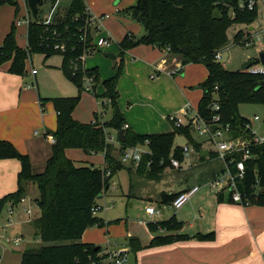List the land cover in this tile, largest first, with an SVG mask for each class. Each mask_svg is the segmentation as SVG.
I'll use <instances>...</instances> for the list:
<instances>
[{"label": "trees", "instance_id": "trees-1", "mask_svg": "<svg viewBox=\"0 0 264 264\" xmlns=\"http://www.w3.org/2000/svg\"><path fill=\"white\" fill-rule=\"evenodd\" d=\"M0 3L15 5L12 0H0ZM40 5V4H39ZM33 20L27 26L26 46L19 48L15 42V25L5 35L0 46V65L10 62V74L24 76L25 62L32 54H43L46 58L59 54L63 58L61 69L65 76L77 88L73 97L39 98L42 106L50 101L56 110V127L49 131L54 143L51 145L50 156L40 173H33L27 155L18 152L8 141L0 140V159H16L20 163L17 174V189L0 198V215L6 205L17 206L27 195L26 184L31 182L38 191L35 205L39 215L32 221L34 237L43 243L39 248H29L22 252L19 264H98L105 257L100 248L95 250L92 244L80 243L83 232L92 227L104 226V220L93 214L98 197L102 195L111 176L122 167L112 155L114 149L107 143L106 129L117 132L125 130L121 149L142 145L149 142L151 154L143 155L136 167L135 174L149 180H159L163 172L162 164L169 163L170 151L172 157L183 160L180 147L173 148L176 134L184 135L186 140L200 152V144L193 140L188 126L175 128L172 132L138 135L129 127L124 128L125 121L121 114L117 99L118 78L123 68V54L139 45L156 47L161 51L177 55L181 65L202 64L207 70L206 79L196 88L202 91V97L197 105L201 117L208 119L212 112L210 104L217 99L220 123L228 127L230 138L252 139L250 123L238 113L240 104L264 105V74H249L245 71L226 70L214 56L228 45L227 30L234 24L250 25L256 18V11L239 8L237 0H137L123 15L137 22L143 33L136 37L128 33L117 43L118 61L114 65L115 73L103 81L102 97L109 101L111 118L99 123L83 124L72 118L82 87V78L93 77L92 88L99 83L98 72L95 68H81L79 57L92 50V36L86 30L85 42L80 41L83 34V23L86 19L85 7L82 0H71L67 10L62 14H54L52 25L46 27L42 18ZM28 13H30L28 11ZM55 34V35H54ZM243 35L238 31L233 37V43H240ZM57 39L66 45V51L60 53L51 49V43ZM257 62V59L254 60ZM77 64V69L72 68ZM95 84V85H94ZM96 117V116H95ZM81 149L87 154L103 153L106 168H95L66 158V149ZM250 152L253 160L245 162L243 178L237 181V191L242 200H247L249 206L264 207V143L253 145ZM209 158L215 154L208 153ZM239 158L236 157V159ZM206 157H200L204 161ZM148 162H151L149 165ZM232 173L234 165L229 166ZM109 170V177L105 171ZM227 194L226 201L232 203L230 193L222 190L218 193V201ZM178 194H163L164 203L172 202ZM108 224V223H107ZM148 230L155 232L158 228L165 231H175L181 228L174 216L160 222L147 224ZM211 236V235H210ZM197 236L201 239L212 237ZM186 239L185 235L154 237L148 247L171 244ZM130 251L140 248L135 238L127 239Z\"/></svg>", "mask_w": 264, "mask_h": 264}, {"label": "rangeland", "instance_id": "rangeland-1", "mask_svg": "<svg viewBox=\"0 0 264 264\" xmlns=\"http://www.w3.org/2000/svg\"><path fill=\"white\" fill-rule=\"evenodd\" d=\"M12 1L16 4L11 5L7 3H0V34L4 30V28H8L9 32L12 24L15 25L18 19L24 18L26 16V9L23 0ZM70 3L71 0H59L58 6L56 5L54 7H50L45 1H42L38 6V9L40 10L39 17L47 15L51 10H53L55 15L62 14L65 10L68 9ZM85 9L87 11H90L86 7ZM129 22V24L136 26L137 30L133 31L134 35L136 37L141 36L143 33L142 28L131 19ZM263 22L264 18H262V23ZM262 23H256L255 28L250 33L248 32L249 25L245 24H234L230 28H228V45L226 48L219 51L221 55L219 62L226 70H241V66L244 63L250 60L257 59L259 54L257 43L259 42V39L261 40L260 34L258 33L261 30L260 28H262L263 26ZM114 30L115 29H112V32L110 31L109 33L111 39L113 40L112 42L115 44V42L118 41V34ZM238 31H242L243 35L239 39L240 43L234 44L233 37ZM26 33V24L15 26L14 39L16 45L19 48L25 47ZM93 35L96 38V34L94 33ZM246 40L250 42L252 40L253 45L246 47ZM113 49L114 50H111L112 52H110L114 55L113 60L104 56L106 52L105 50L98 49V51H94L92 54L87 55L80 67L83 69L85 68V66L86 68H95L98 72L99 78L101 79L102 75L104 76V74H110L111 72L112 74L105 79L112 77L115 73L114 65L119 59V51L115 52L117 50H115L114 46ZM171 56H174L176 59L178 57L177 55ZM172 59L174 58L172 57ZM62 62L63 58L59 54H54L47 58L43 54H32L31 58L25 62V88H27L28 85H31L32 93L35 96L36 93L40 94L41 98H60L75 96L77 94V88L73 84V82L69 80L63 73L61 69ZM181 66L182 65L180 60L179 62L171 66V68H169L171 69L169 70L171 71L169 73L176 74L177 71L175 69L178 70V68H180ZM193 67L199 68V71L203 73L206 72V69L203 65L196 64ZM32 70H35L37 73L35 78L31 76ZM122 73L123 68L119 78L122 76ZM196 74L199 75L200 73L197 72ZM176 75L177 77L182 76V73L179 72ZM87 78L93 79V77L90 76H88ZM83 79L84 77L82 78V80ZM101 79L99 80V83L96 84L100 87L103 83ZM96 85L93 88L91 87L90 90H87L85 87V83H82L80 98L72 113V118L75 121L79 123H94L96 119H100L101 115H103L101 120H104V122L108 121L111 118V107L109 101L102 97V94L104 92H101L100 88H97ZM196 86L197 85H195L193 88L195 89ZM135 88H138L140 91L145 89L147 95L144 98H141L136 93V90L133 89L131 93L128 91V93H130L129 95L125 96L126 91H124V95H120L121 100L119 101V104L117 102L121 114H124L123 117L125 116V113H127L132 119L130 129L132 131L134 129L143 131L145 133L141 134L147 135L165 133L169 130L172 131V128L169 125V123L172 124V122L168 121L169 123H167V120H163L161 118L162 109L160 108L165 106L169 107L176 101V99L172 96H166L162 99L154 98V100L152 101L150 99V96L154 94L151 86L147 85V83L144 85L143 83L138 81V83L135 85ZM118 100L119 97L117 101ZM157 108H159L161 111ZM25 112L26 118L23 122L22 127L26 135L33 136L35 130L41 133L43 131V128L40 125L41 121L39 126L32 128L30 127L36 122V115L33 111V108L30 107L26 109ZM40 112V116L42 118V121H44L45 128H47L48 130H54L56 127L57 115L53 104L50 101H45L41 107ZM238 113L241 117L246 118L247 120L252 122L254 126L253 130L258 133L257 135H264V105L240 104L238 106ZM177 114L181 116V112L180 114ZM170 115H174V113H169L168 116ZM254 116H258L259 121H253ZM48 124H50L51 127H49ZM106 134L108 137H110L107 143L112 147L117 148V150L114 151L112 155L115 157V160L119 162L121 145L117 139V132L113 129H106ZM183 136L181 134H178L174 137L173 147H183L184 145H186L189 149H193V151H190L188 157H184L182 161H179V168L172 169V166L169 165L168 162L162 164V160H160L159 165H163L164 168L159 180H149L144 178L143 176H139L134 172V164H121L119 162L122 168L118 169L115 172V175H113L109 191H107L108 187H106L105 191H103L102 193V195H104L97 200V204L101 208L100 211L97 212V216L104 220V226H95L92 228L95 233L97 232L99 233V235H101L103 243H101L100 246L102 248L105 246L108 240L111 242V244H124L123 242L124 238L126 237V233L130 234V236L140 238L142 241L147 242V240H149V235L147 233L148 223L154 221H165L171 216H174V214L177 218L179 209L171 210L165 208V210L161 211L160 214H155L153 216H149L145 213V208L147 206L159 208L161 204H169L164 203L162 201V196L160 197V195H157L161 194V192L163 191L166 192L165 194L175 193L184 189L189 190L196 186L200 188L198 193H216V189L209 188L207 185L211 180L215 179L221 174H219V172L223 167L222 162L217 160L212 161L213 158L209 157L207 158L211 159L210 161H200L194 147H192V145ZM191 136L195 143H200V149H206L209 152H213L214 145L213 142L208 139L207 134L199 135L198 133L191 132ZM138 147L141 148L142 151L149 150L148 147L144 146L143 144L139 145ZM69 150H77L80 153H78L80 155V158L74 159L75 161H79L80 163H84L83 161H86V165L88 164L92 165L95 168H102L103 155L101 153L87 154L81 149L73 148ZM172 155L173 153L170 151L169 157ZM127 169H129L131 172L128 173ZM26 185V196L28 198L25 197V201H20L17 206H14L15 208L11 207V205L9 208L5 207L0 215V264H19L21 254L24 250L29 248H39L41 245H43L38 237H34V229L32 230L33 227L31 224L33 219L39 214V210L34 203L35 199L38 198V191L36 186L31 182H28ZM129 188L132 189V194L137 196L135 198L133 197L134 199L127 198L126 196H120L121 189L126 191V189L129 190ZM144 193H149V195H152L153 198L151 199V201H146L138 197ZM197 194L195 193L194 196L184 204L183 209H185L186 207H193V205L198 204H194ZM27 206L31 208L32 212L30 210H25ZM27 211H29V213H27ZM18 214L20 215L19 219L17 218ZM30 221L31 223H29ZM88 229L83 232L82 236ZM83 237V239L86 241L91 240V238L89 237V233L85 234ZM17 239H19V241H17L16 243L15 241ZM80 242L82 243L84 241L82 240ZM145 250L146 248L139 249L135 252L131 251V254L129 255V263L148 264L147 256L144 252ZM138 252H140V254H138Z\"/></svg>", "mask_w": 264, "mask_h": 264}, {"label": "crops", "instance_id": "crops-1", "mask_svg": "<svg viewBox=\"0 0 264 264\" xmlns=\"http://www.w3.org/2000/svg\"><path fill=\"white\" fill-rule=\"evenodd\" d=\"M23 2L26 9L25 14L27 15L28 8L26 6L25 0H23ZM45 2L50 6L48 1L45 0ZM136 2L137 0L83 1L84 6L90 10V13L98 16L107 15V18H105L101 23V32L103 35L107 34L110 37L109 32H112V29H115L114 31H116V33L118 34V41H116L115 44L112 42L113 40L110 37V45L107 48L102 49L106 51L105 54H111L110 52L114 50L113 46L115 50H117L115 52H118L117 43H119L126 34L131 33L134 35L133 31L137 30L135 25L129 24L130 19L123 15V11L131 6H134ZM58 4L59 0L54 6H58ZM255 11L256 19L249 25V33L253 31L256 23H262V18H264V0H256ZM262 24L263 26L262 28H260L261 30L258 33L260 34L261 39L264 37V22ZM137 25L139 24L137 23ZM7 32L8 28H4V30L1 32L0 46ZM257 47L259 53L263 51L259 48L258 45ZM171 55L172 54H169L167 51H161L156 47L146 45H139L133 49L126 51L124 53L123 59V73L117 83V92L118 94L120 92L119 100L117 101L118 104L121 100L120 97L124 95V91H126L125 96L129 95L133 89L136 90V93L141 98H144L147 95L145 89L140 91L138 88H135V85L139 81L144 85L147 83V85L151 86V89H153L154 95L150 96V99L152 101L154 100V98L162 99L166 96H172L176 99V101L169 107L165 106L160 108L162 109L161 118L163 120H167V123L170 122L167 119L169 113L180 114V112L182 113L186 108L196 110L199 100L202 97V91L196 87L194 89L193 87L200 84L206 79L208 74L207 70L205 73H203L199 71V68L193 67L196 64H188L183 67L181 66L180 68H178V70L175 69L177 71L176 74H178L179 72L182 73V76L177 77L176 74L169 73L171 72L169 71L171 70L169 68H171V66H173L180 60L178 57L176 59ZM172 57L176 61L172 59ZM9 66L10 62H6L0 65V140L10 142L18 152L27 155L31 164L32 172L40 173L45 167L46 161L50 156L51 145L54 143V139L49 134V131H54L55 129L48 130L44 126V121H42V118L40 116V110L42 107L39 102V98H41L40 94L36 93L35 96L31 91V85H28L29 87L25 88L24 76L10 74L8 72ZM92 68L93 67L87 69ZM197 72L200 74L197 75ZM111 74L112 72L110 74L106 73L104 74V76L102 75V79L99 78V80L101 79V81L103 82L104 80H106L105 78H107ZM36 75L37 73L31 76L35 78ZM153 75H155L156 77ZM96 87H99L100 91L104 92L103 85H101V87L99 85H96ZM128 91L130 93H128ZM30 107L33 108V111L36 115V122L30 127L32 128L39 126L41 121L40 125L43 128V131L41 133L35 130L33 136H27L22 127L23 122L26 118L25 110ZM157 109L160 110L159 108ZM102 117L103 115L100 116V119H97L99 123L104 122V120H101ZM254 117L253 121H255ZM124 120L126 121L125 125L130 128L132 119L127 113H125ZM257 121H259V117L255 122ZM89 123L91 122L83 124ZM249 123L250 129L254 135H263H257L258 133L253 130L254 126L252 122L249 121ZM48 125L49 127H51L50 124ZM169 125L171 126L173 131L175 129L173 124L169 123ZM133 131L138 135H147L141 134L145 133L143 131H138L136 129H134ZM172 131L169 130L168 132ZM191 132L193 133L192 130H190V133ZM183 137L185 138V136ZM113 149L114 151L117 150L116 147H113ZM200 150L206 151L207 154L203 157H206L205 160L210 161L211 159L207 158L209 151H207L206 149ZM200 152H197L199 158L201 157ZM78 153L79 152L77 150L66 149L64 151L66 158L73 162H79L74 160L80 158V153ZM212 153L215 154V158H213L212 161H221L216 157L215 150H213ZM101 154L103 155V153ZM83 162L84 164L87 163L86 161ZM106 167L107 164L103 155L102 168ZM171 168L175 169L173 167ZM134 169L136 170V168ZM127 170L128 173L131 172L129 169ZM223 170L224 164L219 174L222 173ZM19 171L20 163L16 159H0V198L16 191L17 174L19 173ZM113 175H115V173ZM113 175L109 180L107 191H109L111 187V179ZM186 190L187 189L177 191L175 192V194L182 193ZM219 192L221 191L217 190L215 194L208 192L198 194L196 193L197 195L194 204H198L193 205V207H186L185 209H183L184 207H181L177 213V218L174 214L175 220L177 223H180L181 228L169 232L165 230H157L155 232L147 230V233L149 235V240H147V242H144L140 238L130 236V234L126 233V237L124 238L123 242L124 244H111V242L108 240L105 246L102 248L100 244L103 243V239H101V235H99V233H95L93 231V228H89L84 233V235L89 233V237L91 238V240H84L83 235L81 236L82 239L80 241L83 240L84 242L82 243L84 244H92L94 246L96 245V247L101 248L102 254L125 249L128 251L129 257L131 251L130 247L128 246L127 239L130 237L135 238L140 243L139 249L146 248L144 252L146 253L148 264H264V207H243L238 204L229 203L226 201L227 196L225 194H223L221 201H218L217 195ZM165 193L166 192L163 191L161 192V194L157 195H160L161 197V195ZM103 195H101V197ZM120 196H126L127 198L137 197L132 194L131 188H129V190L126 189V191L121 189ZM138 197L146 201H151V199L153 198L152 195H149V193H144ZM26 198L28 197L26 196ZM6 207L9 208L10 205L8 204L6 205ZM25 210L31 211V208L27 206ZM19 216L20 215L18 214V219ZM29 223H31V221ZM196 227H198L197 232L195 230ZM181 234L185 235L186 239L175 241L171 244L148 247L150 240L154 237L175 236ZM198 235L202 237L211 235L210 237L212 238L200 240L197 237ZM140 252H138V254H140ZM129 262L130 259H128L127 264H130Z\"/></svg>", "mask_w": 264, "mask_h": 264}, {"label": "built area", "instance_id": "built-area-1", "mask_svg": "<svg viewBox=\"0 0 264 264\" xmlns=\"http://www.w3.org/2000/svg\"><path fill=\"white\" fill-rule=\"evenodd\" d=\"M58 0H56L57 2ZM239 3V8H246L248 11H253L256 7V0H237ZM56 4V3H55ZM54 7V6H53ZM29 11V10H28ZM86 19L83 23V34L80 38V41L85 42L86 40V30L90 32L92 36L91 45L93 46L92 50H88L84 53L81 57H79V62L83 64L84 58L87 55L92 54L94 51H98V49L107 48L110 45V37L105 34L103 35L101 32V23L102 21L107 18V15L98 16L93 13H90L85 9ZM53 10H51L47 15L41 17L42 24L46 27L52 25L53 21ZM33 20L30 13L27 12V15L24 18L18 19L16 21V26L30 23ZM34 21V20H33ZM96 34V38L93 34ZM55 35V34H54ZM250 39V38H249ZM251 42L246 40L245 45L246 47L252 46ZM261 50H264V37L257 43ZM51 49L60 53H64L66 51L65 43L57 39L55 43H51ZM221 58L220 52H217L214 56L215 61L219 62ZM220 63V62H219ZM258 63V64H257ZM72 68L75 70L77 69V64H72ZM246 73L249 74H264V66L261 65L258 60L252 66L245 70ZM36 71L32 70L31 75H35ZM82 83H85V87L87 90L93 86V79H89L84 77ZM29 87V86H27ZM212 115L208 119H204L201 117L196 110H191L186 108L182 113L181 116L178 114L170 115L167 119L172 122L174 128L186 127L188 126L190 130L199 135H208V139L213 142L214 150L216 153V157L221 160L224 164L223 172L216 177L215 179L211 180L208 183V187L212 189H216L218 191L225 190L227 193H230L231 201L234 204L241 205L243 207L249 206L247 200H242L241 195L237 191V181L243 178L245 162L254 159V155L250 152V147L253 145H260L264 143V135L256 136L252 133L253 138L250 139H242V138H230L228 136V127L223 126L220 123V116L218 114L219 105L217 99L214 98L212 103L209 106ZM258 119L257 116L254 117L256 121ZM216 127L213 129L212 127ZM124 128H127V125H124ZM110 137H107V142ZM144 146L148 147L149 149V142L145 141L143 143ZM137 146L122 148L120 149V158L119 162L123 163H130L134 164L135 168L141 162V158L143 155L151 154L150 150L142 151L141 148ZM182 151L183 158L188 157L190 151L193 149H189L188 146L180 147ZM236 159V157H238ZM151 162H148L149 165ZM169 164L173 168H179L180 162L170 156L169 157ZM234 165L235 172L232 173L229 166ZM110 171H105V176L109 177ZM200 188L193 187L187 191L179 193L177 197L168 205H162L159 208H155L152 206H147L145 208V213L149 216H153L155 214H160L161 211L165 210V208L171 210H178L184 206L186 202H188L191 197L199 191ZM24 199L21 200L23 202ZM101 208L96 206V208L92 209L93 214H96ZM29 213V211H27ZM159 231L162 229L158 228ZM19 239L15 242L17 243ZM105 257L100 260L98 264H127L128 263V251L125 249H121L114 252L104 253Z\"/></svg>", "mask_w": 264, "mask_h": 264}, {"label": "water", "instance_id": "water-1", "mask_svg": "<svg viewBox=\"0 0 264 264\" xmlns=\"http://www.w3.org/2000/svg\"><path fill=\"white\" fill-rule=\"evenodd\" d=\"M42 1H45V0H25L26 2V6L30 12V15L32 17V19L37 22L38 21V6L39 4L42 2ZM49 2L50 6L53 7L56 3V0H46ZM105 57L109 58V59H112L113 58V55L112 54H105ZM257 60L258 62L264 66V50L261 51L259 54H258V57H257ZM255 63L254 60H250V61H247L246 63H244L242 66H241V71H244L246 69H248L250 66H252L253 64ZM213 129H215L216 127H212ZM125 130L122 129L118 132V137H119V141L122 143L123 142V134H124ZM206 151H201L200 152V156H206ZM101 196L98 197V199L100 198ZM196 230L198 231V227H196ZM98 247L95 248V250H97Z\"/></svg>", "mask_w": 264, "mask_h": 264}]
</instances>
